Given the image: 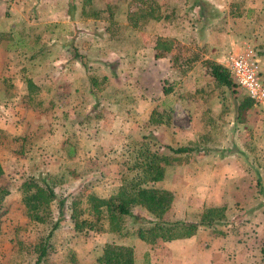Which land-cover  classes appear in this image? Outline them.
Masks as SVG:
<instances>
[{
	"label": "rangeland",
	"instance_id": "obj_1",
	"mask_svg": "<svg viewBox=\"0 0 264 264\" xmlns=\"http://www.w3.org/2000/svg\"><path fill=\"white\" fill-rule=\"evenodd\" d=\"M15 1L4 5L8 8ZM80 1L76 3L77 9L81 8ZM147 1L157 4L160 20H137L132 24L128 14L140 7L139 0H92V3L85 5V11L92 12L98 18L96 21L87 16L81 19L85 28L84 34L79 38V50L87 72L96 74L98 78L99 75H110L105 65L98 63L103 58H109L111 65L120 63L128 67L126 73L116 75L115 80H108L102 93L108 96L115 90V98L129 93L142 95L148 89L154 101L153 107H159L152 114L151 122L156 123L162 119L164 122L161 124L166 128L159 132L152 126L149 131L150 140L146 141L138 136L135 140L126 142L128 148H108L111 150L107 156L114 169L112 191L109 190L110 183L104 180L101 169L96 171V176L99 174L100 177L75 178L81 174L91 175L93 167L96 166L89 158L91 156H87L91 150L92 126L101 123L109 106L102 105L99 101L96 106H92L91 101L83 97L80 108L76 110L79 113L73 121L80 120L84 126L81 130L76 126L73 130L72 126L70 130L66 129L70 123L64 122L65 115L62 116L63 111L59 106L62 99L53 101L49 93L39 94L44 107L48 108L50 103L53 104L43 112L44 115L23 112L20 105L25 104L28 110L31 106L24 97L25 82L19 79L21 75L26 79L35 78V82L40 84L41 81L51 78L53 85L54 81H61V75L67 68L65 70L60 66H45L38 69L27 64L0 65V125L5 128H0V165L3 170L0 188L8 192L0 202V264H33L38 254V246L50 232L47 252L40 264H96V258L107 243L131 245L135 253V264L145 263V252L148 253L150 263L152 261L155 264V261L166 260L165 251L173 250L177 251L180 262L186 264H209V260H213V250L219 251L217 253L223 256L216 259L221 261L220 264H264V103L255 104L247 112L244 123H237L234 105L236 100L245 96L244 90L233 80V87L230 89L216 85L207 76L208 70L202 69L205 67L201 60L211 54L220 65H224V58L230 51L244 47L253 49L259 58L254 44L248 43L247 46L238 43L235 48L237 43H229L225 49V42L221 38L218 42L215 38L209 40L205 31L220 29L221 34V29H249L247 26L253 22L215 10H209V17H205V13L203 15L199 11L197 4L200 3L196 2L198 0ZM231 5L232 11L237 4ZM6 14L5 9L0 12V29H5L8 24ZM174 29L183 31L185 36L174 38L169 34L173 36L167 37L172 40V51L164 59H152L149 47L153 48L159 34L173 32ZM191 29L204 31L200 36L196 33V36ZM194 58L196 63L188 60ZM211 59L210 61L215 62ZM196 70L201 72V77L194 82L190 80L191 75L188 78L187 73H194ZM204 71L207 73L204 74ZM261 78L264 81L262 72ZM145 84H149V88ZM163 87L169 89L168 94H171L168 97L161 96ZM190 91L194 93L190 94ZM195 96L198 99L195 100ZM203 96L207 97L202 98ZM77 100L72 98L65 101L71 107ZM191 105L192 108L196 107L193 108L196 116L190 114ZM205 106L209 107L208 117L202 111ZM86 111L91 113L87 116L91 118L90 121L85 119ZM152 131L156 132L154 137ZM80 136L82 138L78 147L83 157L79 156L81 171L76 174L78 165L75 156L71 158L70 164H62L61 148L56 146L66 137L75 140ZM145 144L151 151L168 155L167 177L163 179L165 181L153 185L159 189H164V185L173 188L172 191L168 190L172 193L173 200L164 216L166 221L193 222L195 215L200 217L205 208L218 204L217 206L225 205L227 208L226 222L213 228L200 227L194 236L170 244L171 250L166 244L162 245V241L147 245L133 235L119 237L109 233L103 230L107 227L104 219L102 230L82 226L81 221L91 219L87 210H84L86 197L96 194L107 198L115 192L116 185H120V179L115 176L121 173L118 174L116 163L124 165L125 168L130 158L134 157L135 151L145 148ZM164 146L174 149L187 146L193 148L195 153L170 154ZM99 147L102 151L98 154H105L103 146ZM217 151L223 152L219 155ZM64 166L66 167L63 168ZM205 168H210L209 177H205ZM27 178L36 180L37 185L49 179L56 184L48 209L41 212L42 218L40 208L36 211L40 217L37 220L26 214L23 203L20 186ZM76 180L80 185L73 188ZM64 199L65 216L59 220L58 202ZM72 203L79 204L78 208L71 209ZM134 213L142 218L146 217L138 209H134ZM199 217L196 218L197 221ZM129 231H133V228ZM149 250L151 254L154 252L152 258ZM188 252L190 253L185 257L183 254ZM179 260L177 264H180Z\"/></svg>",
	"mask_w": 264,
	"mask_h": 264
},
{
	"label": "crops",
	"instance_id": "obj_2",
	"mask_svg": "<svg viewBox=\"0 0 264 264\" xmlns=\"http://www.w3.org/2000/svg\"><path fill=\"white\" fill-rule=\"evenodd\" d=\"M77 2L78 0H16L7 8V5H4L5 3L0 1V12L5 9L7 12L6 20H8L6 28L4 29V27H2L3 29H0V65L12 64L13 66H23L27 64L38 69L45 66H60L61 68L64 67L65 70L67 68V70L61 75L60 80L62 81V83L61 81H58V83H56L53 80L55 83L53 82V85H51L50 78L47 80L45 79V81H41L40 84H37L35 82V78L26 79L22 75L19 79L23 83L25 82L24 97L26 98L28 96H35V92L38 90L39 94L40 92L49 93V96L53 99V101L62 99V103L59 105L63 111L62 116L65 115L64 122L70 123L69 127L66 126V129H69L72 126L71 130H73V127L76 126L81 130V128L84 126L82 121L80 123V120L73 121V119L79 113L76 110L80 108L79 104L80 101L83 100V97H86L88 100H90L92 106H96L98 101L101 102L102 105L107 104V106H109L106 109V114L104 115L103 120H101V123L92 126V140L90 143L91 150L89 151L90 154L87 156H91L89 158L93 163L96 164V166L93 167L94 170L93 172H91V175L86 174L84 176L81 174L75 178L80 179L83 177H97L99 176V174L96 176V171H98V169H101L102 175L104 176L102 177L104 178V180H107V183H110L109 190L112 191L114 185V183L112 184L114 178L112 172L114 169H112V166H110L109 163L107 153L111 149L108 150V148H123L127 146L126 142L133 141L138 136L147 137L146 139H144L146 141L150 140L151 133L149 131L152 126L155 130H159V132L164 129L165 126L161 123L151 122V114L155 111L157 112L159 110V107H156L155 105L153 107L154 101H152L148 89L146 91H143L142 95H138L137 93H129V95L115 96V98H117L115 99L113 98V95L116 94L115 90H113L114 92L112 93V95L106 96L102 93V91L98 92L97 94L98 89L90 88L89 77H97V75L87 72L86 65H84L85 63L80 55L81 53L79 50V38L84 34L83 29L85 28L84 21L81 19L83 16H86V14H82V9L80 7H78V9L76 8ZM196 2L200 3L197 4L199 11L200 13H203V15L205 13V17H209V10H215L217 12H222L223 14L226 13L227 15L230 14L232 16L240 17L244 21L250 20L253 22L251 25L245 23L246 25H248L247 27H249V29H221V34L219 33L220 29H205V31L207 32L209 40L215 38L216 42H218L221 38L222 41L225 42V49L228 48L229 43L230 45L237 43L235 45V48L237 47L238 43L245 44L247 46L248 43L250 45L254 44L259 52L261 72L264 75V0H201V2L200 0H198ZM231 3L237 4V6L234 7L232 11L231 6L233 5H231ZM220 8L222 9L220 10ZM97 18L95 16L90 17V19H92L93 21H96ZM71 19H73L72 24H70ZM192 30L195 31V34L198 33L199 36L204 31V29H191V31ZM188 32L190 33V31ZM169 34L173 35L174 38H182L183 36H185L183 31H177L176 29H174L173 32L167 31L165 33L159 34L158 36L164 38L173 37ZM198 34H196V36H198ZM154 47L155 45L151 49L149 47V54L151 50L152 59H155ZM213 48L214 47L212 46L211 49L213 50ZM211 56L213 55L210 54L209 56H204L201 60H210L212 58L211 60H214L215 62H217V64H220L218 63L217 59H214ZM166 57L167 56H165L164 58ZM164 58L156 59L160 60ZM188 60L192 63H196V58ZM102 61L98 62L97 60L100 65H105L104 67L108 70V72H110V75H99V77H105L106 82L108 80H115L116 75L124 72L126 73V70L128 69L126 64L120 65V63H118L111 65L112 62L109 58H103ZM92 62L96 64V62ZM202 69L207 70L205 68ZM146 70L148 71V69ZM169 70L170 68H168V72ZM200 73L201 72L199 70H196L194 71V73H187V76H189L188 78H190L191 75L190 80H193L195 82L197 81L196 79L199 80V77H201ZM205 73L207 72L204 71V74ZM148 75H150V73ZM207 76L210 75L207 73ZM175 78L177 79V77ZM28 80L36 86V89H33L35 90L34 92H30L29 88L27 87L26 81ZM145 85L147 88H149V84ZM193 93L194 91H190V94ZM170 94L164 95L162 92L161 96L165 98ZM206 97L207 96H203L202 98ZM72 98H74V100H78L73 106L68 107L67 101L72 100ZM176 98L178 101H180L178 97ZM194 98L195 100L198 99L196 96ZM66 99L67 101H65ZM104 101L106 102L104 103ZM193 105H191L190 108H192ZM48 106L52 107L53 104L51 103ZM20 107L21 109H23V112H28L30 115L45 114L42 111H39L36 105L31 107L29 110L25 104L24 106L20 105ZM85 107H87V105H85ZM65 108H67V110H65ZM193 108L196 109V107ZM193 108L190 110V114L192 116H194L195 114L196 116V113L194 112L195 110ZM97 109L99 110L100 108ZM202 111H204V114L208 117V113L210 112L209 107L205 106V109H203ZM88 115H91V113H88L86 111V113H84L85 119H87V121H90L91 118L87 117ZM0 128L3 129L4 125H0ZM155 134L156 132L152 131L153 137L155 136ZM56 136L57 135H55L54 137ZM69 138L70 137H66L64 141H61L56 147L61 148V162L64 165L70 164L71 158L75 156L74 159L78 165L77 170L75 171L77 174L81 171V167H79V156L81 157L83 154L81 153V150H79L80 147H78V142L82 138V136H80L78 139L75 138V140ZM99 139H101V143H99ZM109 141L111 143H109ZM99 144L103 146L102 149H105V154H98L100 151H102L99 147ZM222 152L223 151H217L219 155H221ZM192 153H195V150H193L189 154ZM223 155L225 156V152L223 153ZM116 165V170L119 174L120 172H122L120 171L121 169H118L119 167L121 168V164L116 163ZM65 167L66 166H64L63 168ZM168 168L169 166H166L164 179L167 177ZM67 172L69 173L70 170H68ZM103 172L105 174H103ZM203 172L205 173V177H209L210 168L203 169ZM115 177L120 179V174L116 175ZM77 182L78 180L73 182L75 186L73 188H76V186L80 185V183ZM209 184L212 185V183ZM116 186L117 187L115 188H118L120 185L117 184ZM163 188L170 191L173 190L172 187H167L166 185H164ZM207 193L210 194L209 192ZM209 199L211 198H208V200ZM217 205L218 204H215L212 207ZM198 217V215L194 216V223L197 222L196 218ZM176 241L180 240L164 242L162 243V245L166 244V247L168 248L169 246V250H171L172 245L170 244L176 243ZM148 252L150 254L149 256L152 258L154 252L152 254L151 250H149ZM211 252L213 260H209L208 263L220 264L221 261L216 259L223 256L217 253L219 252L217 250H213ZM189 253L190 252L183 255L187 257ZM165 259L166 260H163V262L155 261V264H177L179 260L177 251H165ZM150 264H153V262L151 261ZM180 264L186 263L180 262Z\"/></svg>",
	"mask_w": 264,
	"mask_h": 264
},
{
	"label": "trees",
	"instance_id": "obj_3",
	"mask_svg": "<svg viewBox=\"0 0 264 264\" xmlns=\"http://www.w3.org/2000/svg\"><path fill=\"white\" fill-rule=\"evenodd\" d=\"M92 3V0H82V14L87 17H92V12L85 11V5ZM139 6L135 12L128 14V19L132 24L141 20H160L158 14V6L153 1L139 0ZM97 18V16H96ZM164 19L166 18L163 17ZM172 51V40L164 37H157L155 41V58H164ZM203 66L208 70L210 77L216 85L232 88L233 82L226 68L208 59L202 61ZM91 89L102 91L106 84V78H98L95 76L89 77ZM30 92L35 91L36 86L31 81H26ZM164 95L168 94L169 89L162 88ZM28 104L33 107L37 106L39 111H47L48 108L43 106V101L39 98L38 90L35 96L27 97ZM51 104V103H50ZM254 102L245 96L236 100L234 105L235 119L237 123H244L247 112L254 106ZM154 113V112H153ZM152 113V114H153ZM151 114V118H152ZM150 118V119H151ZM162 119L157 123H163ZM147 137H143L146 139ZM135 151L134 157L130 158L126 167L121 165L120 186L109 197L103 198L94 194H89L86 197V207L90 221H81L82 226L88 229L104 228L106 222V230L109 233H114L119 237H128L133 235L147 245H154L159 241L170 242L174 240H183L194 236L200 227L213 228L215 225L226 222V206L219 205L205 208L197 222H169L164 219L168 211L173 195L165 189L155 188L153 185L164 179L166 166L168 165L167 153L151 151L148 145H144ZM170 153L175 155L189 154L194 149L190 147L172 148L164 146ZM125 169V170H124ZM3 170L0 165V176ZM56 184L52 181H43L41 185H37L36 180L27 178L20 186L23 194V203L26 209V214L32 219L42 218V213L48 209V205L53 197V188ZM8 194V192L0 188V202ZM79 204L72 203L71 209L78 208ZM40 208V209H39ZM39 209L40 217L36 211ZM59 220L65 216V199L59 200ZM134 209L143 211L146 217L134 213ZM43 211V212H42ZM42 212V213H41ZM81 213V211H80ZM78 216V215H77ZM148 218V219H146ZM142 220L140 223L137 221ZM130 223V224H129ZM133 231H129L130 228ZM51 233L45 238L41 245L38 246V254L33 264H40L47 252L48 240ZM144 264H150L148 253L143 255ZM96 264H135V253L131 245H119L114 243L105 244L96 258Z\"/></svg>",
	"mask_w": 264,
	"mask_h": 264
},
{
	"label": "built area",
	"instance_id": "obj_4",
	"mask_svg": "<svg viewBox=\"0 0 264 264\" xmlns=\"http://www.w3.org/2000/svg\"><path fill=\"white\" fill-rule=\"evenodd\" d=\"M10 4L13 0H0ZM224 65L234 83L242 88L254 104L264 103V81L261 78L260 62L256 52L244 47L230 51L224 58Z\"/></svg>",
	"mask_w": 264,
	"mask_h": 264
}]
</instances>
